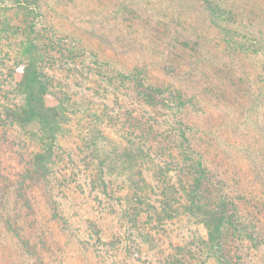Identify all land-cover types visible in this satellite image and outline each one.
<instances>
[{
    "label": "rangeland",
    "instance_id": "rangeland-1",
    "mask_svg": "<svg viewBox=\"0 0 264 264\" xmlns=\"http://www.w3.org/2000/svg\"><path fill=\"white\" fill-rule=\"evenodd\" d=\"M0 264H264V0H0Z\"/></svg>",
    "mask_w": 264,
    "mask_h": 264
},
{
    "label": "trees",
    "instance_id": "trees-1",
    "mask_svg": "<svg viewBox=\"0 0 264 264\" xmlns=\"http://www.w3.org/2000/svg\"><path fill=\"white\" fill-rule=\"evenodd\" d=\"M24 81L27 84L26 88H29V91L24 92L26 96L24 106H16L14 110L9 111V118L12 125L20 127H27L30 124H41L42 130L44 131L43 133L45 135L47 133V137L44 136L39 140V143L43 144L42 149L39 150V153L35 154L34 161L32 163L34 173L44 177V172L48 165L47 163L51 159L53 142L55 141L56 135L61 130V125L58 122L60 121V113L56 108L45 107L42 99L38 98L36 94L30 90L32 89L30 85H34V82L36 81L35 77H29V75H26ZM40 88L41 89L39 91L42 93V89H44V87L40 86ZM181 139H183V144L181 145L183 154L188 153L192 155L193 148L184 132H181ZM197 166L202 175L207 174L206 170L201 168L200 162H197ZM197 182L199 185V181ZM225 198V196L222 197V203L219 201L216 204L213 203L212 208L207 207V212H205L206 206H204V208L196 206L200 211L203 210L206 221L209 222L207 227L209 230L210 243L217 250V253L219 252V254L222 247L224 233L234 222L235 218V213L230 211V209L233 208V205L230 202H227Z\"/></svg>",
    "mask_w": 264,
    "mask_h": 264
}]
</instances>
